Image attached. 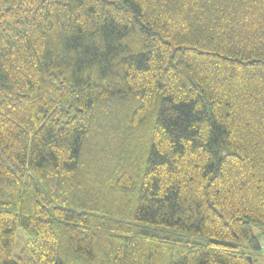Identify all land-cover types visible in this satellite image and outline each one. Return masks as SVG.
Here are the masks:
<instances>
[{
    "label": "trees",
    "instance_id": "trees-1",
    "mask_svg": "<svg viewBox=\"0 0 264 264\" xmlns=\"http://www.w3.org/2000/svg\"><path fill=\"white\" fill-rule=\"evenodd\" d=\"M264 0H0V264H264Z\"/></svg>",
    "mask_w": 264,
    "mask_h": 264
},
{
    "label": "rangeland",
    "instance_id": "rangeland-1",
    "mask_svg": "<svg viewBox=\"0 0 264 264\" xmlns=\"http://www.w3.org/2000/svg\"><path fill=\"white\" fill-rule=\"evenodd\" d=\"M257 259L259 260V262H264V255L257 256Z\"/></svg>",
    "mask_w": 264,
    "mask_h": 264
}]
</instances>
